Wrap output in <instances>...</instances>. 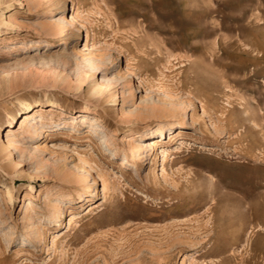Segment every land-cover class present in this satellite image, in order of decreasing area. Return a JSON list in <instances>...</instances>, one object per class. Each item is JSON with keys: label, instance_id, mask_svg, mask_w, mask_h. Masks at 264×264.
I'll return each mask as SVG.
<instances>
[{"label": "rangeland", "instance_id": "374dc122", "mask_svg": "<svg viewBox=\"0 0 264 264\" xmlns=\"http://www.w3.org/2000/svg\"><path fill=\"white\" fill-rule=\"evenodd\" d=\"M0 13V264H264V0Z\"/></svg>", "mask_w": 264, "mask_h": 264}, {"label": "bare ground", "instance_id": "6f19581e", "mask_svg": "<svg viewBox=\"0 0 264 264\" xmlns=\"http://www.w3.org/2000/svg\"><path fill=\"white\" fill-rule=\"evenodd\" d=\"M20 2V1H19ZM2 17V13H0V18ZM69 19V20H68ZM68 22L69 23H74L76 21V15L74 14H71L69 18H67ZM4 24H7V22H3ZM130 71H128V68L125 67L124 69H122L121 71V75L123 77H126L127 74H129ZM128 78V77H127ZM126 79V78H125ZM163 130H160L159 132H162ZM163 133V132H162ZM159 139L156 138V139H153L150 141V143L148 144L149 146V150H157L158 148H160V144L159 143H162L163 141L161 140L160 142L158 141ZM13 145V134L11 132V130H9L6 135L2 138L1 140V145H0V150L3 151V152H6V151H9L11 149ZM162 145V144H161ZM166 155H167V150L166 149H163L162 150V156H163V161L165 163L166 161ZM21 164V162H20ZM17 165L19 166V162H17ZM21 166V165H20ZM9 189V187H7V190Z\"/></svg>", "mask_w": 264, "mask_h": 264}]
</instances>
